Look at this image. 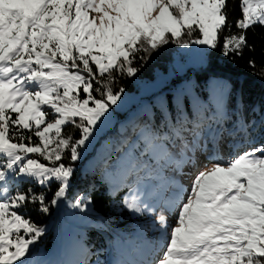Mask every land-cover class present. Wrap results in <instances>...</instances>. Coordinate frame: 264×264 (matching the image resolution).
Masks as SVG:
<instances>
[{
    "label": "snow or ice",
    "instance_id": "obj_1",
    "mask_svg": "<svg viewBox=\"0 0 264 264\" xmlns=\"http://www.w3.org/2000/svg\"><path fill=\"white\" fill-rule=\"evenodd\" d=\"M256 26L264 28V0H0V264H35L44 229L32 208L87 209L85 195L68 200L73 162L121 100L115 81L137 74L141 54L171 42L242 56ZM133 132L127 175L149 167L141 156L193 171L190 190L172 181L173 194L155 204L139 190L125 198L137 214L159 209L158 240L134 264H264V109L181 110Z\"/></svg>",
    "mask_w": 264,
    "mask_h": 264
},
{
    "label": "rangeland",
    "instance_id": "obj_2",
    "mask_svg": "<svg viewBox=\"0 0 264 264\" xmlns=\"http://www.w3.org/2000/svg\"><path fill=\"white\" fill-rule=\"evenodd\" d=\"M211 50L204 45H190L185 48L170 42L152 51L168 56L165 60L166 69L157 68L154 78L151 79L132 76L136 88L132 91H123L121 100L112 106L108 120L100 126L95 139L86 149L81 148V159L73 162L75 170L80 168L82 174L98 173L99 179L107 182L112 193L121 186L120 182H124L128 188L131 187L124 193V201L137 190L143 194L142 198L151 204H155L160 198L170 197L172 187L169 188V184L176 172L170 170V167H165L162 161L158 162L151 156H141V161L147 163L149 167L127 175L126 154L130 145L124 151H119V148L123 146L134 128L138 132L146 123L161 126L163 118L175 119L181 110L187 112L189 116L190 113L198 111L211 114L218 106L230 113L241 111L238 103L232 106V109H229L228 105L229 96L234 88L233 77L209 75L204 78L198 74L209 70L208 56ZM205 80L203 89L206 93L203 96L199 82ZM236 99L239 100V87L236 90ZM209 105L212 108H209ZM71 133L76 138L75 133ZM180 177L181 174L178 173L177 181ZM186 180L183 187L186 186ZM72 183L73 181L71 185ZM149 194H152L151 199H148ZM74 197L68 196V200ZM130 213L137 225L133 233L140 238H130L126 242L116 241L115 254H111V247L107 252L108 259L112 257L116 260L123 259L125 264L139 260L138 256L146 250V244L157 241L159 236L156 230L158 225L155 224L159 209L156 213L143 215L131 210ZM165 215L169 216L170 223L174 226L175 215L172 213ZM101 218L102 216L93 209L92 203L82 212L70 208L65 201L60 202L59 207L55 208L54 217L46 225L40 226L44 232L33 246L30 259L35 264H75L83 261L89 250L85 240L86 228L102 229L104 221ZM50 234L51 241L48 242L47 237ZM94 264H106V258L100 256Z\"/></svg>",
    "mask_w": 264,
    "mask_h": 264
},
{
    "label": "trees",
    "instance_id": "obj_3",
    "mask_svg": "<svg viewBox=\"0 0 264 264\" xmlns=\"http://www.w3.org/2000/svg\"><path fill=\"white\" fill-rule=\"evenodd\" d=\"M232 15L233 17L239 16L238 7ZM232 31L235 32L236 29L233 27ZM227 34V32L224 33V35ZM247 37L248 44L252 46V50L245 48L242 56L234 54L224 55L221 47L218 46L216 49H212L208 56L210 71L208 70L198 73L200 77L204 78L209 75H228L233 77L234 88L228 100L229 109H232V106H235L238 103L241 111L246 112L252 108L264 109V28L256 26L254 30L248 31ZM141 55H146V58L141 63L137 64L139 71L135 75L136 77L151 79L154 78L157 68L166 69L167 65L165 60L168 59L167 55L153 52ZM249 60L255 61L254 67L249 65ZM205 82L206 80L204 82H199L203 96H205L206 93L203 89V84ZM114 87L115 89L123 88L124 91H132L136 88V84L133 77L123 75L117 78ZM238 87L239 100L236 99V90ZM170 104L173 107L171 101ZM209 108H212L211 105H209ZM190 114L192 115L193 113ZM163 122L164 118L161 121V126L163 125ZM230 124L231 122H227L222 125V127L228 128L230 127ZM64 132H73L75 133L76 138L80 136L79 131L71 126L65 128ZM135 135L136 133L132 131L127 140L123 143V146L119 148V151H124L130 145V141L133 140ZM201 160V166L203 167V158H201ZM178 173L181 174V177L177 181ZM178 173L176 172L175 177L171 182L176 181L183 186L184 181L187 179L184 188L190 190L193 171L185 167L183 173ZM72 181L73 183L69 189L68 196H76L77 194H85L88 196L91 200L93 209L102 216L101 219L104 221V226L100 230L86 228L87 235L85 240L88 244L89 250L87 256L81 262H83V264H94L98 257L103 256L106 258V264H125L123 259L116 260L113 257L108 259L107 252L111 247V254H115L114 245L116 241L126 242V240L130 238H140L133 233L137 226L136 221L131 216L130 210L124 203L123 195L131 187L128 188L124 182H120L121 186L112 193L107 186V182L99 179L98 173L82 174L80 168L75 170ZM171 182L169 188L171 187ZM56 187V184L52 185V191L47 195L48 201L52 199V192L56 190ZM169 188L166 191H168ZM37 191H40V189H37ZM173 191L174 189L171 188L170 196L173 194ZM184 194L187 196L188 192L186 191ZM49 207L50 210L47 213L41 212L38 208H32L29 212L31 220L38 226L46 225L54 217L56 205H49ZM51 236L52 234L47 237L48 242L51 241ZM156 242L157 241L146 244V250L138 256V259L140 260L142 256L156 244ZM134 251L135 250H133V252ZM134 262L132 264H134Z\"/></svg>",
    "mask_w": 264,
    "mask_h": 264
}]
</instances>
